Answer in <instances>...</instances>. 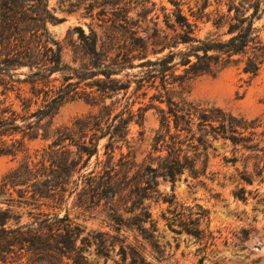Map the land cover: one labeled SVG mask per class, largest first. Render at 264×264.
I'll return each instance as SVG.
<instances>
[{
  "label": "trees",
  "instance_id": "obj_1",
  "mask_svg": "<svg viewBox=\"0 0 264 264\" xmlns=\"http://www.w3.org/2000/svg\"><path fill=\"white\" fill-rule=\"evenodd\" d=\"M200 1L198 12L201 15L212 4L218 8L226 7V15L219 19L227 21V39L197 38L196 21H189L183 14L180 0H168L174 10L164 16L165 25L172 28L177 40L171 47L176 49L182 45L183 49L170 51L154 60L148 59L143 38L136 36L132 23L126 22L130 42L122 52L123 61L116 63L115 67L94 63L90 66L97 71L88 69L80 75L76 69L63 64L62 47L47 29V23L58 22L48 9V0H0L1 94L5 98L15 95L22 107L17 113L13 104H7L6 100L0 102V157L25 155L28 152L27 141L38 137L51 139L50 144L37 151L33 158L25 156L0 187V204L5 205L0 207V264H89L85 256L87 249H84L89 247V242L82 239L78 245L81 228L74 225L67 214L60 216L58 212L50 214L42 209L49 206L48 201L54 203L51 206L54 209L61 205L63 196L59 193L63 192V186L75 172L78 174L86 168L93 157L97 165L102 166V173L95 180L103 181V193L114 197L129 188V194L140 195L141 191H148L144 185L149 186V180L145 178L142 183L132 177L126 181L131 170L136 171L134 176L148 177L152 174L154 178L175 183L185 172L191 175L199 173L196 169L198 158L205 156L213 141L223 139L234 146L248 142L244 133L252 127L242 118L233 117L218 108L203 109L182 98L176 100L174 95L181 94V91L175 93L174 90L181 88L189 79L215 76L232 64H242V72L255 77L264 64V41L260 37L261 30L254 26L264 11L263 1ZM73 32L78 33L79 48L97 61L100 55L95 50V33L89 29L85 34L79 27ZM119 48L117 58L122 50ZM165 49H168L167 45H162L160 50L151 54L162 53ZM134 60L140 63L134 65ZM125 68L143 70L136 76L134 93L142 90V95L146 96L147 89L156 91L149 103L140 109L142 112L153 109L159 118V127L143 163L136 164L131 151L120 153L118 162L112 163L114 151L121 149L118 144L130 148L128 126L135 113L129 104L115 115L112 114L113 105L111 109L103 106L97 114L75 120L70 128L55 129L50 138V119L65 101L78 94L77 88L81 83L91 80L84 86L92 91L83 92L82 98L95 105L101 93L103 97L118 90L119 81L111 77L119 75ZM22 69L27 71L18 73ZM179 70L181 73H177ZM55 74L62 75V84L57 89L52 85L55 80H51ZM99 75L104 79H93ZM131 83L128 81L119 90H128ZM26 86L29 87L30 98L24 96ZM93 88L96 89L93 91ZM137 118L140 119L141 115ZM45 119H48L47 124L40 127V122ZM41 128L42 134L39 135ZM105 138L107 142L99 148L100 141ZM66 141L70 143L66 145ZM69 146L76 147L74 153L68 149ZM246 149L252 150L253 147ZM101 150L104 161L99 160ZM8 182L11 188H25L18 189L16 197L2 195ZM147 191L143 195L151 194ZM94 192L100 193L96 187ZM168 203L172 205V201ZM22 212H26L32 221L21 224ZM166 213L170 217L165 213L161 217L171 232L185 233L197 240L205 236L209 219L201 206L180 205L178 209H167ZM142 216L144 224L150 222L148 212L144 211ZM133 255L135 258L130 264H147L136 252Z\"/></svg>",
  "mask_w": 264,
  "mask_h": 264
},
{
  "label": "rangeland",
  "instance_id": "obj_2",
  "mask_svg": "<svg viewBox=\"0 0 264 264\" xmlns=\"http://www.w3.org/2000/svg\"><path fill=\"white\" fill-rule=\"evenodd\" d=\"M180 4L189 21H196L197 38H228L227 21L225 18L219 19L226 15L225 6L218 8L212 4L201 15L198 12L202 4L200 0H180ZM48 9L58 19V22L47 23V29L62 47V62L68 68L76 69L80 75L88 69L97 71L90 66L94 63L115 67L116 63L123 61L122 52L130 42L127 39L126 22L132 23L136 36L143 38L148 59L154 60L184 47H171L177 40L172 28L165 25L164 16L174 10L168 0H48ZM254 26L261 30L260 37L264 41V11ZM77 27L85 34L89 33V29L95 33V50L100 55L97 61L79 48L78 33L73 32ZM162 45H167L168 49L156 55L151 54L160 50ZM118 47L122 50L117 58ZM132 63L137 65L140 61L134 60ZM242 66L232 64L215 76L203 75L189 79L181 88H175V93L181 91V94H175L174 97L203 109L218 108L233 117L242 118L252 127L244 133L248 137L244 145L234 146L223 139L213 141L212 148L205 156L198 158L196 169L199 173L191 175L185 172L175 183L154 178L152 174L148 177L134 176L136 171L131 170L126 181L135 177L144 183L146 178L150 184L143 185L150 195H143L146 191H141L140 195L129 194V188L114 197L103 193V181L95 180L100 177L102 166H98L93 157L86 168L78 174L75 172L63 186V192L59 193L63 196L61 205L54 209L51 207L54 203L46 202L49 206L42 209L44 212H58L60 216L67 214L71 222L81 228L78 245L82 239L89 242V247L84 248L87 249L85 256L89 264H130L135 258L134 252L147 264H264V64L255 77L244 74ZM26 71L22 69L18 73ZM142 71L140 68H125L119 75L112 76V79L119 81L118 90L108 92L103 97L101 93L95 105L82 98L83 92L92 91L84 86L91 80L81 83L77 88L79 95L65 101L50 119V138L55 129L70 128L75 120L95 115L103 106L111 109L113 105L112 114L115 115L129 104L135 113L128 126L127 141L130 148L118 144L121 149L114 151L112 163L118 162L120 153L129 151L133 152L136 164L143 163L159 127V118L153 109L140 111L156 92L147 89L146 96L142 95V90L134 93L136 76L141 75ZM177 73H181V70ZM61 76L55 74L51 77V80H55L52 84L55 89L62 84ZM93 79L104 78L99 75ZM128 81L133 82L130 88L119 90ZM24 91L27 92L24 96L30 98L28 86L24 87ZM1 92L0 87V102L6 100L20 113L21 103L15 99V95L5 98ZM139 115L140 119L137 118ZM47 122L48 119H45L39 126L44 127ZM38 134H42V128ZM89 138L90 134L86 140ZM50 142L51 139L38 137L26 142L28 152L25 155L0 157V187L25 156L33 158L37 151ZM106 142V138L101 140L99 148ZM69 143L65 142L66 145ZM249 146L253 149H246ZM68 149L74 153L76 147L69 146ZM102 154L103 150L99 153L100 161L105 160ZM9 185L8 182L2 195L16 197L19 195L17 190L25 188H11ZM94 187L99 189V194H95ZM171 201L172 205L168 203ZM180 205H199L207 211L209 223L202 239L197 240L185 233L176 234L168 229L161 216L165 213L166 217H170L166 210L178 209ZM0 207L4 208L5 205L0 204ZM144 211L150 215V222L146 224L142 222ZM21 214V224L32 221L26 212Z\"/></svg>",
  "mask_w": 264,
  "mask_h": 264
}]
</instances>
